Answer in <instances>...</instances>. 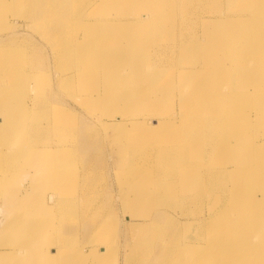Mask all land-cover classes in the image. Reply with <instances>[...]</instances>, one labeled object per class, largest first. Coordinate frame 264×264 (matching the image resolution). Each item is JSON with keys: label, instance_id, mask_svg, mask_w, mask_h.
Segmentation results:
<instances>
[{"label": "bare ground", "instance_id": "obj_1", "mask_svg": "<svg viewBox=\"0 0 264 264\" xmlns=\"http://www.w3.org/2000/svg\"><path fill=\"white\" fill-rule=\"evenodd\" d=\"M128 12L138 20L123 19ZM9 14L50 18L44 39L71 70L61 79L74 74L86 92L100 91L86 107L98 117H122L113 123L126 140L117 173L130 204L140 197L142 220L128 227L134 245L122 259L101 234L108 225L115 233L100 201L107 171L93 163L78 110L26 100L18 75L36 54L10 36ZM0 32V264H264V0H0ZM71 142L79 152L63 154ZM69 187L79 190L72 203ZM71 206L91 218L88 253L66 247L73 234L60 213ZM178 210L191 216L177 221ZM164 216L179 225L172 233ZM164 236L174 238L168 251ZM152 238L159 248L140 254Z\"/></svg>", "mask_w": 264, "mask_h": 264}, {"label": "rangeland", "instance_id": "obj_2", "mask_svg": "<svg viewBox=\"0 0 264 264\" xmlns=\"http://www.w3.org/2000/svg\"><path fill=\"white\" fill-rule=\"evenodd\" d=\"M20 1H22V0H20ZM79 7H80V4H79ZM79 7L76 11H79ZM24 13H28L32 16L31 11H29V10H25L22 14L24 15ZM214 14H216V13H214ZM99 15L102 16L103 18H109V15H107V14H103V15L99 14ZM110 17L111 18H118V17L121 18V15L120 16L115 15V17H113V16H110ZM138 18H139V16H137L136 14L128 12L127 14H124L123 19H126L128 21H135V20H138ZM7 19L10 20L11 25H13V26L16 25L15 28L9 32V33H11L10 36L11 35L17 36V33H20L18 35L19 41L17 42V44L22 46V47L28 48L27 50L30 51L28 58H32L36 54L33 57L34 60L32 58L30 60L28 59L29 61L28 60L25 61V63H27L26 69L29 72L28 76L25 74H19L18 75V83L22 87H26V85L29 86L28 91H30V92L27 93L26 100L30 97L31 102H32L34 99L37 100V99L43 98V99H47L48 101H50V103L52 102L51 104L54 106H62V108L74 110V112H76V113L79 111L78 114H76V116H78L79 122L81 121L80 122L81 124H79V125H82L81 127H79L80 133L81 134H83V132L85 133V135L83 137L85 139H87V141H88L87 145L91 149L92 148L94 149V153L91 156L93 163H95V165L98 167L104 166V168L107 171V173H106L107 182L100 184V187L102 189L99 187L100 191L102 190L101 195H100L101 199H100V197H99V199L103 205V207H102L103 209H105V208H107L108 210L110 209V216L112 217L110 222L112 223L115 221L114 225H112L115 228V233L113 230H110V225H108V227L105 228V231L102 230L101 234L106 239L111 241V243H113V245L116 246V248H117V246H118V248H120V253L122 254V255L120 254V257L122 259L126 253L125 251H127L129 248H132L134 245V238L130 235L128 227L132 223L135 224L136 222L142 221L140 216L138 215L140 212L137 211V209H136V207H137L136 204L139 202L140 197H138V199L136 197L137 200L135 199V202L130 204V200H131V198L129 197L130 193L128 191H126V193H124L125 192L124 190H129V188L128 189L126 188L128 186L127 185L128 183L125 184L124 181L126 179H124V178L121 179L119 173H117V171H119V169L122 165L121 161L123 159V154H122L121 150L123 148L122 146L125 145L124 142H126V140H125V137H123L121 135V133L118 134V130H116L115 127L113 128V123H117V120H120V118H122V117H116L113 120L110 118L107 119V117H105V116L99 115L100 117H98L97 116L98 114L96 115V113L98 112L97 110H91L90 111L86 107L94 104L88 100V99H90L89 93L93 92V95H95V94H97V92L99 93L100 91H98V89H92L93 90L92 92H86L87 91L86 89H88V87L77 86V84L80 85L81 81L79 83L78 79L75 80V78L72 77V76H74V74H72V73H71L72 79L70 77H69L70 79L69 78L68 79H64V78L61 79V75H63L65 72L68 73L71 70L68 69V71H66L67 69L66 68L64 69V66H62L63 61H59L58 56L56 58L55 52L54 53L52 52L51 45H49V42H51V41L48 40L49 42H47V39H44V35L47 32L51 31L50 27L52 25V22H51L50 18H47V20H45L42 23L32 22L30 24H28L27 21H29V20H27V19L17 18L15 20L13 18L12 14H9L7 16ZM32 19H34L33 16H32ZM217 23H218V21L215 22L214 24H217ZM214 24L211 25L212 28H214L216 30L217 29L218 30L223 29V28H219L218 25H214ZM222 24L224 26H227L228 30H230L232 32H236L238 30L235 24H234V28L232 27V24H229V23H222ZM27 26H29V27L27 28ZM79 31H81V30H79ZM94 31L97 32V30H94ZM42 32H44V33H42ZM108 33H113V34H111L110 37H108L109 40L111 38H115V36L118 35V33L116 31H108ZM163 33H165V32H163ZM79 34H82V31L79 32ZM21 35H22V37H21ZM32 36H34V37H32ZM3 38H5V36L2 37L1 40H3ZM39 39L44 40V41H40ZM29 41H31L30 44H29ZM20 43H22L23 45ZM51 44H52V42H51ZM29 46H31V47H29ZM101 46H105V45L103 44ZM43 53H45V54H43ZM52 54H53V56H52ZM42 56H44V57H42ZM64 62H65V63H63L64 65L67 64V61H64ZM27 65H29V66H27ZM62 68H63V70H62ZM73 73H75V72H73ZM64 81H66V82H64ZM47 82H49V83H47ZM29 83H31V84L29 85ZM34 85L35 86L37 85V86L35 87ZM61 86H63V87H61ZM97 87L100 88L99 86H97ZM36 89H37V92H36ZM34 95L37 97H35ZM21 103H22V101H20V104ZM67 106H69V107H67ZM131 106H135V107H139V108L143 107L139 104L138 100L134 101ZM131 106H129V107H131ZM93 113H95V114H93ZM137 116L134 115V117H131L130 119L137 118L138 120H144V115H137ZM85 121L92 122V123L87 124ZM97 121H100V122H97ZM126 121L127 120H123V122H122L123 126L130 127L129 122H126ZM150 122L153 124L156 123V121H154V120L153 121L151 120ZM84 123H86V124L84 125ZM99 125H101V126H99ZM114 129H115V131H114ZM88 130H89V134H88ZM91 133H93V135ZM96 133L98 136H96ZM90 136H92V137L94 136V137L92 138ZM107 138H109V139H107ZM101 139H103V141ZM107 143H108V145H107ZM118 145H120V146H118ZM67 146H68L67 151H63V154H69V153H73V152L78 153L79 152V148H78L76 143H72V142L67 143ZM117 146L119 148H116ZM91 149L89 150V152H91ZM116 149H117V151H116ZM114 158L115 159L117 158L116 159L117 161ZM151 159L152 158L148 159V161H150ZM118 165H119V167H118ZM84 183L91 184L90 181H85ZM84 183H83V185H86ZM66 196L68 197L66 200L70 201L72 203L75 200L79 199V190L77 191L76 187H74V188L69 187L66 190ZM112 196H113V198H112ZM48 199H49V196L46 198V202H49ZM108 202H110V207H108ZM132 209H133V211H132ZM84 213L85 212L82 213L81 211H78L74 217L72 206L68 207L66 212L60 213L61 217L64 218L62 221V225H63V222L65 221L64 225L62 227L64 228V230L65 229L67 230V228H70L69 233L73 234L72 235L73 239L70 238L68 244L66 245V247L69 251H77L78 248H79V250L80 249L83 250V247H84L83 251L88 253L89 250L91 249V243H88V241H86L87 236L92 231V227L90 226V225H92L91 220H90V222L88 221L91 218H90V216H89V218L85 217ZM80 214H82V215H80ZM171 214L174 215L173 217L177 221H181V222H183V221L185 222V220H188L187 217L191 216V215H186V214L182 215L180 210H178L176 212L172 211ZM79 215L81 216V219H80ZM69 216L71 218H68ZM0 218H1V216H0ZM76 219H79V220H76ZM80 220H83V221H80ZM163 220L168 221L167 216H164ZM77 221L80 222L82 225L79 224ZM66 222H68V223H66ZM168 222H170V221H168ZM170 225H171L170 226L171 233H172V231L176 230L179 226L178 223H173V222H170ZM63 228H62V230H63ZM183 228H184L183 232H186L187 235L190 236V238H188L189 240L191 239L194 242L200 241V239L198 237H201V236L196 235L195 230L193 228H190V227L188 229L186 227H183ZM116 230H117V232H116ZM173 239L174 238H172V237L164 236V238H163L164 246L163 247H164L165 251H168V249L172 246ZM160 241H161V239H159V238L158 239H155V238L149 239L142 246L140 254L147 255L149 257L152 256L156 250L157 245L159 248V242ZM181 242H183V238H181V240L179 241V243H181ZM125 243L129 246H127ZM123 250H124V252H123ZM194 250L196 251V253H198L196 249H194Z\"/></svg>", "mask_w": 264, "mask_h": 264}, {"label": "crops", "instance_id": "obj_3", "mask_svg": "<svg viewBox=\"0 0 264 264\" xmlns=\"http://www.w3.org/2000/svg\"><path fill=\"white\" fill-rule=\"evenodd\" d=\"M49 200V199H48Z\"/></svg>", "mask_w": 264, "mask_h": 264}]
</instances>
